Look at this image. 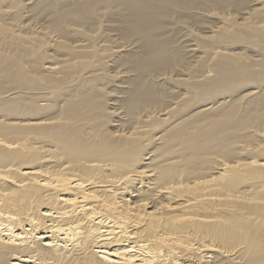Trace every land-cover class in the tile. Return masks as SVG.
Instances as JSON below:
<instances>
[{"label":"bare ground","instance_id":"bare-ground-1","mask_svg":"<svg viewBox=\"0 0 264 264\" xmlns=\"http://www.w3.org/2000/svg\"><path fill=\"white\" fill-rule=\"evenodd\" d=\"M0 264H264V0H0Z\"/></svg>","mask_w":264,"mask_h":264}]
</instances>
